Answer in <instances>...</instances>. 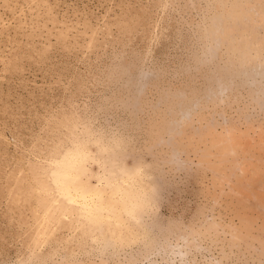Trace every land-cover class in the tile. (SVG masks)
<instances>
[{
  "label": "rangeland",
  "instance_id": "rangeland-1",
  "mask_svg": "<svg viewBox=\"0 0 264 264\" xmlns=\"http://www.w3.org/2000/svg\"><path fill=\"white\" fill-rule=\"evenodd\" d=\"M0 264H264V0H0Z\"/></svg>",
  "mask_w": 264,
  "mask_h": 264
},
{
  "label": "bare ground",
  "instance_id": "bare-ground-1",
  "mask_svg": "<svg viewBox=\"0 0 264 264\" xmlns=\"http://www.w3.org/2000/svg\"><path fill=\"white\" fill-rule=\"evenodd\" d=\"M111 161V160H110ZM120 164V163H119ZM112 166V165H111ZM114 167V166H113ZM65 171H63V175H62V177L59 179L60 180V185L61 186H63L62 188H61V190H60V194L63 196V197H65V198H67V194L69 195L70 194V192H69V188L73 185L74 187H75V184H80V182H79V177H80V174H81V170L82 169H80V168H78V169H76V172L73 174V175H71V173L70 172H68L67 171V169H64ZM138 169H133L132 171H131V174H129V176H124L123 178H122V180H121V183L123 184V183H126V180H127V178H130V179H135V178H137V175H139L140 173L137 171ZM120 171V170H119ZM110 173V172H109ZM86 174V173H85ZM102 176V175H101ZM127 181H129V180H127ZM120 182V181H119ZM127 185H129L128 183H126ZM120 185V184H119ZM130 186V185H129ZM81 188H82V185H81ZM85 189H86V193H87V197H82V199H83V201H84V203L82 204L83 206H84V208H85V211L86 210H89V205H92L91 204V200L94 198V197H100V198H102V197H104V195H105V193L104 192H101V191H99V189H94L92 186L91 187H89V186H87V187H85ZM125 190V189H124ZM116 191V193H117V196H119L120 197V194H124L125 193V191L123 192L122 191V189L121 190H119L118 188H117V190H115ZM132 191H134V190H132ZM138 193H139V191H138ZM72 194H73V192H72ZM80 195V194H79ZM135 195V194H134ZM74 196V195H73ZM86 196V195H85ZM124 196V195H123ZM127 196V195H126ZM130 196V195H129ZM75 197V196H74ZM81 197V196H80ZM125 197V196H124ZM131 197V196H130ZM138 197V196H137ZM76 198V197H75ZM123 198V197H122ZM128 199V198H127ZM132 199H133V197L131 198V202H132ZM135 199V198H134ZM80 200V199H79ZM85 200H86V202H85ZM137 201V200H136ZM80 203V202H79ZM123 204H124V206L126 207V205H127V203H126V201H125V199H123ZM130 207V206H129ZM99 208V207H98ZM124 210H126V214H128V216H130V214H131V212L129 211V209L126 207V208H124ZM104 212H106V211H104ZM98 213V212H97ZM133 214V213H132ZM99 215H100V213H99ZM128 219V218H127ZM133 219V218H132ZM131 219V220H132Z\"/></svg>",
  "mask_w": 264,
  "mask_h": 264
}]
</instances>
